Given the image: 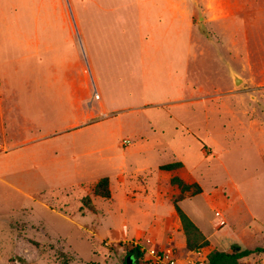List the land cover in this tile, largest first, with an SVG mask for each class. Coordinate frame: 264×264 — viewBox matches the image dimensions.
Returning a JSON list of instances; mask_svg holds the SVG:
<instances>
[{
  "label": "rangeland",
  "instance_id": "rangeland-1",
  "mask_svg": "<svg viewBox=\"0 0 264 264\" xmlns=\"http://www.w3.org/2000/svg\"><path fill=\"white\" fill-rule=\"evenodd\" d=\"M63 3L68 23L75 25L72 8L81 27L71 42L80 57L76 72L84 73L86 68L92 94L95 89L99 92L92 98L87 129L72 130L82 144L61 145L70 156L86 145V150L91 148L92 174L83 189L49 192L57 183H41L43 179L38 178L24 194L6 184L9 178L24 187V181L33 179L20 173L21 169L17 171L20 164L11 170L19 173L11 177L0 169V264H125L136 241L104 235L122 230L125 219L131 228L134 217H139L136 207L121 213L115 196L119 188L131 191L147 185L156 173H150L148 167L133 171L129 166L125 176L111 178L110 198L96 195L95 182L115 171L121 162L115 154L124 151H129L131 164L182 161L202 185L204 192L182 206L202 230L214 232L215 237L211 246L209 241L189 253L175 252L181 263L208 264L211 250L227 251L234 244L264 247V0ZM27 11L29 8L21 9L19 16L8 13V25L25 24ZM46 19L40 15L39 24ZM53 23L58 25L57 19ZM92 26L103 27L101 53L85 43ZM55 47L61 54L68 50L61 43ZM22 52L19 43L15 50L8 48V63L14 64L8 66L12 89H35L41 76L32 65L22 66ZM58 65L47 63L42 69L45 87L52 84L47 75ZM15 67L30 68V81L20 86L24 72ZM231 68L243 78L241 83H234ZM125 139L130 142L124 145ZM99 147L105 150L95 152ZM10 150L11 146L6 154L0 152V168L8 161ZM158 185L170 188L169 174H160ZM220 188L232 202L227 210L211 209L204 199ZM85 196L94 210L83 205ZM197 207L202 210L201 218L195 213ZM217 211L226 220L221 227ZM144 239L143 246L153 247ZM241 263L264 264V251ZM139 264L146 263L140 260Z\"/></svg>",
  "mask_w": 264,
  "mask_h": 264
},
{
  "label": "crops",
  "instance_id": "crops-1",
  "mask_svg": "<svg viewBox=\"0 0 264 264\" xmlns=\"http://www.w3.org/2000/svg\"><path fill=\"white\" fill-rule=\"evenodd\" d=\"M63 1L0 0V146H3L0 152L6 154L11 146L8 161L0 169L7 170L8 177L20 172L33 178L24 181L22 183L24 187L17 186L9 178L6 181L7 185L24 194H28V189H33L38 178L43 179L41 183H57L48 188L49 192L61 189H83L84 182L92 174L94 151L91 148L86 150V145L81 147L79 153L76 152L70 156L68 149L61 145L67 143L76 147L77 144H82L77 143L75 138L77 132L73 133L72 130L78 129L79 132H83L87 129L85 125H89L92 118V98L94 96L96 98V94L99 92L95 89L94 95L92 94L86 68L84 73L76 72L80 57L77 54L76 45H71V42L76 39V33L79 30L81 32V27L78 15L72 8L71 14H73L75 25L68 23V11L65 10ZM25 7L29 8L26 13L27 22L20 24L17 21V23L8 25V13L17 16L21 13V9H26ZM40 15L47 18L41 22L42 25L38 22ZM50 17L53 20L57 19L58 25H54L55 23ZM89 30L90 35H85V43L86 45L89 43L92 48L95 46L100 52L104 48L103 27L92 26L87 31ZM16 43L22 44L23 47L22 66L32 65V70L36 68L38 76H41V82L39 80V86L37 83L35 89H12L13 83L11 75L8 74L10 71L8 66L12 68L14 64L8 63V48L15 50ZM59 43L68 48L63 54L57 52L59 48L55 47ZM52 62L59 65L57 69L52 68L51 74L47 75V79H50L52 84L48 83L45 87V75L42 69L45 64ZM15 69L24 72L18 81L20 86L23 81H30L27 75L30 68L15 67ZM101 98L100 95L99 99ZM104 104L105 101L101 102V106ZM24 122L25 125L22 126ZM26 123L30 125H26ZM104 150L99 147L95 152ZM128 153L129 151H124L121 154L117 152L115 156H119L121 159L119 166L112 174L106 173L101 177L107 176L112 180L111 178L117 176H125L130 172L129 166L133 167V171L140 169L144 171L148 167L150 173L155 171L156 176L151 179L152 184L150 180L147 185H142L141 188H133L131 191L130 188H119L118 194L115 196L118 199L119 210L122 213L129 207H136V216L139 219L134 217L131 228L126 225L128 220L125 219L122 230H111L104 236L124 241H136L142 245L146 238L148 244L172 251L174 254L175 252H191L187 248L186 234L179 229L178 225L174 226L172 221L173 213L176 210L175 204L161 191L158 185L159 166L164 163L147 162L142 165L136 162V164H131L128 162ZM113 156L114 154L111 157ZM16 163L20 164L17 169V171L21 169L19 172L11 171L17 168ZM184 165L187 168L186 163ZM194 196H188L180 203L184 211L183 202ZM204 199L211 209L221 207L227 210L232 203L230 197L221 188L219 191L208 193ZM195 213L201 218L202 210L200 208L197 207ZM190 218L202 230L196 220L191 216ZM202 232L211 242V246L212 238L215 237L214 232L211 231L209 234L204 230Z\"/></svg>",
  "mask_w": 264,
  "mask_h": 264
},
{
  "label": "trees",
  "instance_id": "trees-1",
  "mask_svg": "<svg viewBox=\"0 0 264 264\" xmlns=\"http://www.w3.org/2000/svg\"><path fill=\"white\" fill-rule=\"evenodd\" d=\"M159 173L169 174V187L168 189L161 188V191L172 200L175 204V212L172 216L173 223L178 224L179 229L182 230L187 237V248L193 250L195 248L207 246L209 240L206 238L202 230L196 225V223L190 218V216L182 209L180 203L186 196H194L202 193L203 188L198 181L190 174L186 166L182 161H174L165 163L159 166ZM173 188H177L178 192H172ZM95 194L104 198L111 197L110 179L109 177L101 178L95 185ZM87 203L89 209L94 210V205L88 196L83 197ZM80 210H83V207ZM264 251V247H256L254 249L242 248L239 244H234L230 250H218L213 249L208 253V264H242L241 260L251 254L260 253ZM131 256L134 260V264H139L142 253L138 246L132 247L127 257ZM127 258L125 259V264Z\"/></svg>",
  "mask_w": 264,
  "mask_h": 264
},
{
  "label": "built area",
  "instance_id": "built-area-1",
  "mask_svg": "<svg viewBox=\"0 0 264 264\" xmlns=\"http://www.w3.org/2000/svg\"><path fill=\"white\" fill-rule=\"evenodd\" d=\"M96 97H98V94H96ZM130 141L128 139L123 140V144H127ZM217 216L219 219L218 226L221 227L226 224L225 218L222 216V213L220 211H217ZM138 246L142 257L141 260H143L146 264H188L181 263L180 260L175 256V254L172 251L160 249L155 246L146 248L139 242H135L132 247Z\"/></svg>",
  "mask_w": 264,
  "mask_h": 264
},
{
  "label": "water",
  "instance_id": "water-1",
  "mask_svg": "<svg viewBox=\"0 0 264 264\" xmlns=\"http://www.w3.org/2000/svg\"><path fill=\"white\" fill-rule=\"evenodd\" d=\"M230 75L234 81L235 84H239L243 81V78L238 74L234 69H230ZM126 264H134V260L131 256L127 257V263Z\"/></svg>",
  "mask_w": 264,
  "mask_h": 264
}]
</instances>
